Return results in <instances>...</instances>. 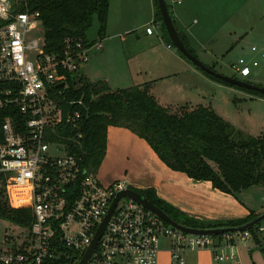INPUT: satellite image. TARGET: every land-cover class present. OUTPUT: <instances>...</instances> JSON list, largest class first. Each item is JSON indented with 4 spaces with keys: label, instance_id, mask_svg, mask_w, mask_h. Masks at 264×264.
Returning <instances> with one entry per match:
<instances>
[{
    "label": "built area",
    "instance_id": "built-area-1",
    "mask_svg": "<svg viewBox=\"0 0 264 264\" xmlns=\"http://www.w3.org/2000/svg\"><path fill=\"white\" fill-rule=\"evenodd\" d=\"M179 2L180 0H176ZM154 26L145 27L152 33ZM96 40L85 45L65 37L62 52H47L39 12L26 0H0V89L3 103L14 104L25 116L22 126L5 117L1 124L0 173L12 207H30L28 240L0 250V264H78L103 222L114 197L131 188L125 180L103 184L95 173L80 167L62 142L53 141L57 126L74 125L82 100L69 97L66 71L88 58ZM250 50L264 57V46ZM257 57L240 56L231 68L242 77L257 66ZM81 137L80 133H77ZM13 194V195H12ZM264 233L263 221L254 226ZM173 241L172 257L183 264L184 245L217 251L214 236L186 235L141 204L121 197L84 264H157L160 239ZM250 230L225 233L223 240L245 241ZM234 253H216V261H233Z\"/></svg>",
    "mask_w": 264,
    "mask_h": 264
},
{
    "label": "trees",
    "instance_id": "trees-1",
    "mask_svg": "<svg viewBox=\"0 0 264 264\" xmlns=\"http://www.w3.org/2000/svg\"><path fill=\"white\" fill-rule=\"evenodd\" d=\"M26 1L31 10L39 12L47 52L61 53L65 37L79 38L85 45L93 44L96 40L88 39L86 31L94 15L98 19V38L105 35L109 0ZM153 4L154 20L160 21L163 36L173 44L166 32L157 1L153 0ZM169 13L171 15L170 10ZM172 20L176 27L173 17ZM176 29L187 49L196 55L187 36ZM80 68L66 71L69 82L66 93L69 97L82 100L83 106L78 107L81 116L74 125L57 126L51 139L62 142L67 153L75 157L81 168L96 173L105 153L107 127L113 125L127 128L143 138L170 169L183 172L193 179L210 181L214 188L222 192L237 197L239 192L252 186L264 187V135H245L207 105L163 106L153 97L148 83L112 89L104 79H89ZM3 85L5 83L0 82V89ZM235 86L264 97V93L259 91ZM0 98H3L1 93ZM5 117H10L17 126H22L25 119L16 105L3 103L0 106V138ZM135 190L173 220L191 227L235 226L257 215L250 211L243 219L203 222L181 213L160 199L152 188ZM0 216L26 227L32 222L30 207H12L8 204L5 180L1 173ZM249 230L252 239L257 241L260 234L253 227ZM225 233L231 232L215 235L214 238L221 241ZM229 242L234 244V239Z\"/></svg>",
    "mask_w": 264,
    "mask_h": 264
},
{
    "label": "crops",
    "instance_id": "crops-1",
    "mask_svg": "<svg viewBox=\"0 0 264 264\" xmlns=\"http://www.w3.org/2000/svg\"><path fill=\"white\" fill-rule=\"evenodd\" d=\"M170 1L172 4H182L184 0ZM149 5L152 12L151 20L155 24L153 32L145 31L147 25L137 32L136 27L114 26L110 17L112 3L109 0L105 35L101 39L94 38L99 40L101 45L89 50L91 51L89 76L84 70L82 73L91 80H106L112 89L148 83L150 92L161 105L184 106L178 101L176 91L175 95L170 94L166 85L161 87L158 84L164 83V80L182 77L188 71L198 72L177 50L176 53L170 51L171 43L163 36L160 21L154 20L153 0H149ZM182 12L175 8L171 14L174 21L177 20L179 24L184 22ZM178 30L187 36L189 43L192 42V34L186 27ZM133 31L135 40L143 42L140 51L130 58L120 59L114 56L111 52V43L107 39L116 34ZM125 39L121 35V40ZM109 57L113 59H108ZM108 60L112 61V67L109 66L111 69L103 67ZM120 63L121 65L117 66ZM117 68L120 69L119 73H116ZM134 80L138 81L135 83ZM95 174L103 184L125 180L134 189L152 188L160 199L188 217L203 222L243 219L250 211L259 213L263 210H258L256 203L251 199L245 200V197H242L247 194L249 188L239 192L236 197L214 188L210 181L193 179L183 172L170 169L143 138L124 127L113 125L107 127L105 153ZM258 188L264 189L262 186ZM172 244L173 241L169 237L160 239L157 264H178L172 257ZM216 245L219 247L217 251L184 245L179 250V255L183 264H264V233L258 236L257 241L252 238L245 241L234 240L233 246H229L225 240L216 239ZM231 252L235 255L233 261L214 260L216 253L228 255Z\"/></svg>",
    "mask_w": 264,
    "mask_h": 264
},
{
    "label": "rangeland",
    "instance_id": "rangeland-1",
    "mask_svg": "<svg viewBox=\"0 0 264 264\" xmlns=\"http://www.w3.org/2000/svg\"><path fill=\"white\" fill-rule=\"evenodd\" d=\"M166 1L171 14L175 8L183 11L184 22L179 24L175 20L176 26L181 30L186 27L190 31V44L204 63L212 65L219 72L264 86V57H259L256 52L250 50L253 44L264 46V0H184L182 4ZM111 3L110 17L114 26L136 27L137 32H140L148 24L155 25L151 20L149 0H111ZM97 29L98 19L94 15L86 31L87 38H97ZM121 35L126 38L124 41L121 40ZM107 41L111 43L112 54L120 59L133 57L143 47V42L135 40L134 31L116 34ZM169 49L171 52H177L174 44H171ZM90 54L91 51L81 65V71H86L88 76ZM240 56L259 59V64L251 67V74L247 77L239 76L231 68V64ZM104 64V68L111 69V60ZM190 64L198 73L188 71L182 77L164 80V83L161 82L158 86L166 85L168 93L173 95L176 91L178 101L184 106H210L222 119L245 135H264V97L212 78L192 62ZM119 65L121 63L117 66ZM119 71L117 68L116 73ZM134 81L136 83L138 80ZM258 187L260 186L255 185L249 188L247 194L242 197H245V200L251 199L256 203L258 210H262L264 189ZM28 233V227L0 216V250L22 246L23 241L28 240Z\"/></svg>",
    "mask_w": 264,
    "mask_h": 264
},
{
    "label": "water",
    "instance_id": "water-1",
    "mask_svg": "<svg viewBox=\"0 0 264 264\" xmlns=\"http://www.w3.org/2000/svg\"><path fill=\"white\" fill-rule=\"evenodd\" d=\"M157 5L162 17V21L164 23L166 32L171 40V42L174 44L177 50H179L181 53H183L194 65L199 67L200 69L204 70L205 72L221 79L222 81L228 82L230 84L238 85L244 88L252 89L259 91L261 93H264V86L258 85L256 83H253L246 79L237 78L230 74H225L222 72H219L215 70L214 68H211L209 65L204 63L198 56L192 54L185 44L183 43L182 39L180 38L177 29L174 25V22L172 20V17L169 13L167 4L165 0H156ZM121 197H127L138 204H141L143 207L151 210L156 215H158L162 220H164L166 223L170 224L172 227L176 228L177 230L181 231L182 233L186 235H195V236H215L224 232H237V231H245L249 230L252 227L258 225L264 220V209L257 213L256 216H254L252 219L248 220L247 222L235 225V226H217V227H191L187 225H183L178 223L177 221L170 218L162 209L154 205L151 201H149L147 198L142 196L137 190L134 188H128L126 190H123L119 192L114 199L112 200L110 207L108 209V212L103 220V222L98 227L94 238L91 242V245L87 248L86 252L84 253L82 259L78 264H84L89 255L91 254L93 248L95 247L100 235L103 232V229L105 228V225L112 213L113 208L115 207L116 202Z\"/></svg>",
    "mask_w": 264,
    "mask_h": 264
}]
</instances>
